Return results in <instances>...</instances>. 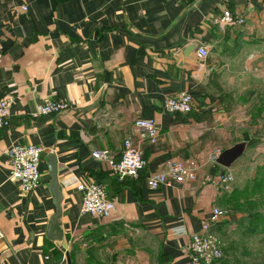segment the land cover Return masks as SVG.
<instances>
[{"label": "crops", "instance_id": "0c3cea01", "mask_svg": "<svg viewBox=\"0 0 264 264\" xmlns=\"http://www.w3.org/2000/svg\"><path fill=\"white\" fill-rule=\"evenodd\" d=\"M227 10L244 22L226 24ZM263 61L264 0H0V99L11 104V126L0 129V264H68L60 246L72 264H192L190 237L213 207L228 211L215 233L240 217L219 176L236 171L249 145L230 168L209 161L250 142L235 118L246 117L245 107H230L223 83L245 64L255 84L248 117H264ZM185 93L194 98L192 113L165 111L169 98ZM48 100L74 108L33 118ZM143 118L157 122L155 145L135 125ZM127 139L147 166L122 180L92 153L108 150L119 160ZM16 144L45 149L41 185L27 194L11 178L8 151ZM190 160L201 166L195 181L149 190V177ZM53 162L62 241L48 235L57 212ZM95 181L116 203L109 219L81 215L77 184Z\"/></svg>", "mask_w": 264, "mask_h": 264}, {"label": "built area", "instance_id": "2783aa9c", "mask_svg": "<svg viewBox=\"0 0 264 264\" xmlns=\"http://www.w3.org/2000/svg\"><path fill=\"white\" fill-rule=\"evenodd\" d=\"M182 1V0H177ZM24 10L26 8L24 7ZM223 21L228 24H242L244 21L234 17L229 11H225ZM200 57H207L208 51L204 48L199 50ZM11 104L7 99H0V129L11 126ZM73 103L63 100H48L37 105L32 116L35 119L50 115H62L72 111ZM194 110V98L185 93L171 97L166 101L165 111L170 114L189 115ZM142 140H148L155 145L159 141V127L155 119L143 118L135 123ZM45 149L37 145L16 144L8 151L11 163V178L20 182L23 193H30L41 185L40 165ZM222 154L220 150L209 156L211 163H217ZM92 157L109 165L111 171L120 179H137L147 166L141 149L135 146L130 139L124 143V151L121 159L116 160L108 150H96ZM201 166L195 161H174L165 172L151 176L147 179L149 190L155 192L162 186L170 187L172 183L193 182L197 179ZM220 189L224 193H230L233 189L234 177L232 174L219 176ZM77 190L83 192L81 215H92L101 219H109L116 210V203L109 199L105 187L99 182L89 184L78 183ZM227 217V211L220 207H213L208 219L201 224V232L191 235L190 251L192 264H218L223 257L221 238L213 231V227L221 223ZM4 238V232L0 229V240Z\"/></svg>", "mask_w": 264, "mask_h": 264}, {"label": "rangeland", "instance_id": "374dc122", "mask_svg": "<svg viewBox=\"0 0 264 264\" xmlns=\"http://www.w3.org/2000/svg\"><path fill=\"white\" fill-rule=\"evenodd\" d=\"M242 61L245 62V60ZM242 66L240 68L236 67L235 73L227 74L226 82L223 84L225 85V93L231 98L230 102L233 104L230 107L233 109L234 101H236L235 108L239 110L245 107L243 109L246 110V117L235 118L239 123L241 140L250 141L248 143L249 147L244 156L238 161L236 171L231 174L234 177V183L237 181V188L249 190L251 187L254 188L257 181H259L262 188L264 185V117H248L250 114V89L255 87V84L252 82L250 73L246 70L247 67ZM262 67L261 79H258L257 82L259 91L264 90V85H259V83H262L260 80L264 81V64ZM244 110L239 111L244 112ZM260 198V195H253L251 199L258 200ZM258 212L264 215V208L258 210ZM238 214L240 217L234 221L235 223L227 224L221 231L216 233L221 238L223 245V257L218 264H264V225L258 227V230H260L258 233L255 231L251 234L245 233L244 227L250 224L246 219L243 222L241 218L248 216L245 211L241 214L239 211Z\"/></svg>", "mask_w": 264, "mask_h": 264}, {"label": "water", "instance_id": "95a60500", "mask_svg": "<svg viewBox=\"0 0 264 264\" xmlns=\"http://www.w3.org/2000/svg\"><path fill=\"white\" fill-rule=\"evenodd\" d=\"M192 49L193 47L189 48L188 51L191 52ZM247 146V142H240L235 144L233 147L227 149L219 156V158L217 159V163L224 168H230L244 154ZM51 177L52 181L50 189L52 194L54 195L57 212L51 219L48 235L49 237H55V239L58 241H62L63 234L56 232V226L59 225V221L61 218V203L63 200V194L61 186L59 184L55 162H53V165L51 167ZM60 249L65 253L68 264H72L70 254L67 249L63 246H60Z\"/></svg>", "mask_w": 264, "mask_h": 264}, {"label": "trees", "instance_id": "16d2710c", "mask_svg": "<svg viewBox=\"0 0 264 264\" xmlns=\"http://www.w3.org/2000/svg\"><path fill=\"white\" fill-rule=\"evenodd\" d=\"M262 184V183H261ZM228 195H231V197L228 198L229 200V207L232 212H235L236 214H240L245 211L248 217H243L241 220L246 219L250 225H243L244 232L248 233H256L260 232L258 230V227L264 225V215L258 212V210L264 208V185L263 188L260 186L259 181L255 183L254 188H250L247 190L246 188L231 191L230 193H226ZM253 195H260L261 198L258 200L251 199Z\"/></svg>", "mask_w": 264, "mask_h": 264}]
</instances>
